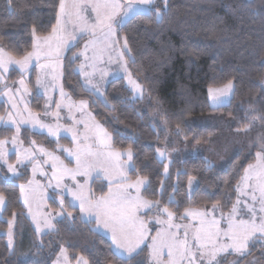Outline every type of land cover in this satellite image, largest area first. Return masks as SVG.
<instances>
[{"label": "trees", "instance_id": "trees-1", "mask_svg": "<svg viewBox=\"0 0 264 264\" xmlns=\"http://www.w3.org/2000/svg\"><path fill=\"white\" fill-rule=\"evenodd\" d=\"M12 4L16 11L8 8L7 0H0V45L21 58L32 51L33 26L35 36L52 33L59 0H12ZM129 19L126 26L118 27V33L127 38L131 48L127 59L129 69L145 84L149 100L135 98L123 77L109 81L104 99L85 89L76 69L79 57L73 58L82 47L83 37L65 56L64 88L74 98L89 101L95 118L111 133L115 149H132L133 168L129 178L147 177L143 197L159 201L177 217L185 208H210L217 201L222 211H230L238 198L237 185L246 167L254 161L253 152L248 157L237 153L222 167L209 165L201 155L176 157L169 164V173L165 174L166 162L159 158L157 149L168 143L169 134L174 135L178 143L184 140L210 143L218 128L191 124L195 118H226L231 130L241 131L248 123L246 115L264 114V89L260 87V81L264 80V0H169L162 22H158L155 15H140L131 23ZM35 74L34 71L31 76L33 88ZM21 76L20 71L11 69L7 78L15 80ZM229 80L234 84V97L225 105L211 106L208 89L224 86ZM45 103L44 95L33 93V110L41 112ZM249 105L256 111L248 112ZM154 109L163 119V128L152 125L150 111ZM177 126L181 129L179 133ZM13 134V128L0 127V139ZM22 137L26 145L36 141L57 153L61 151L59 146L73 143L67 136L53 138L28 127L22 129ZM60 155L72 163L62 153ZM15 156L12 154L10 160L14 161ZM189 177L199 182L191 193ZM30 179L29 164L23 165L17 176L10 177L6 169L0 173V193L6 197L7 205L0 218V264H52L63 245L73 263L83 256L88 264H123L126 257H121L111 247L112 240L98 230H91L96 225L82 221L79 209L71 206L67 197L65 206L73 216L63 222L56 220L58 231L38 236L21 200L19 187ZM108 187L109 183L99 177L91 183L96 197L106 195ZM169 197H174L179 205L170 202ZM50 203L53 208L58 206L54 199ZM151 214L152 211L143 212L141 216L154 234L158 228L151 222ZM10 218L15 219L11 251L6 248L8 239L4 233ZM138 251L139 255L129 264H148L150 246L145 244Z\"/></svg>", "mask_w": 264, "mask_h": 264}, {"label": "snow or ice", "instance_id": "snow-or-ice-1", "mask_svg": "<svg viewBox=\"0 0 264 264\" xmlns=\"http://www.w3.org/2000/svg\"><path fill=\"white\" fill-rule=\"evenodd\" d=\"M7 6L16 11L12 0H7ZM168 9L169 0H59V13L56 17V25L52 27V35L35 36L36 29L33 26L32 33L35 37V42L32 44V51H28L22 58L16 59L5 52L3 46H0V79H2L3 72L7 71L8 66L13 63L19 65L22 70H26L33 58L39 61L42 43L49 45V48H51L50 42L56 39L57 43L54 52L49 51L48 53H44V55L45 58L49 59L53 55L58 57L61 50L67 48L69 42L76 39L73 34H69L67 39H64L61 35V33L67 31L69 25L77 29L81 35L87 34L95 37L97 32L101 33L104 37L105 46L109 47L106 43L109 39L112 40V43L117 42L115 40L116 28L114 24L124 27L126 26L124 22L125 18H130L128 22L131 23L132 20L140 15H147L149 17L155 15L157 21L162 22ZM95 42V40L89 41V43ZM125 52L131 55V48L127 43L126 37L124 38L123 50L118 52V57L125 64L124 71L129 77V83L133 85L138 96L142 95V86L132 79V74L126 66L127 62L123 60ZM79 55V53H74L73 58H78ZM132 61L135 63V57H132ZM43 67L44 65H41V68ZM57 67H59L58 63ZM37 83H39V80ZM20 84L23 85L24 81L21 80ZM88 84L91 85L90 80ZM260 87L264 89V80L260 81ZM5 88L7 89L6 84ZM208 91L216 104H221L226 98L230 96L234 97L235 95L232 80H229L221 88L210 87ZM0 94L8 95L9 100L12 99L11 89ZM60 95H64L62 87ZM12 106L16 107L15 104ZM107 106L112 107V105ZM55 107L57 111L52 115L59 119V110L62 104L56 103ZM72 107L73 105L68 106L69 113H71ZM84 107H86V103L81 101L78 110L82 111ZM247 111L255 112L256 110L252 105H249ZM45 115L49 114L46 112ZM29 116L32 118L24 121L25 123L31 124L33 128L47 129L48 134L53 137L58 136L60 125H56L54 128L52 125L42 123L38 118V114L34 115L29 112ZM245 119L248 120V123L242 129L245 132L251 131L253 124L257 121L264 127V114L246 115ZM0 121L14 125L17 134H19L20 123L11 114H9L7 121H3L2 117H0ZM86 130L91 132V137L85 135L83 139L88 140L91 138L93 144H86L81 147L75 129H66V131L72 133V139L77 140L75 151L65 149L68 155L75 160L76 167L74 169L67 167L60 160V157L54 153L48 152L44 148H40L39 151L48 157L45 163L51 162V167L54 169L52 176L56 179V184L53 198L55 199V191L63 189L72 197L70 205L79 209L80 219L85 223L97 226L91 230L95 231L99 228L108 229L111 233V247L121 257L126 255L123 264H129L135 256L139 255L138 250H140V246L145 240H151V264H237L235 260L227 261V255L251 256L250 246H255L257 243H259L262 255H264V163L249 165L248 169L245 170V175L241 177V184L237 185V191L248 190L247 195L251 196V200L254 203L250 204L247 200L241 201L238 197L229 211L227 226L221 228L220 220L216 218L217 210L220 208L219 201L213 203L210 208L203 210L185 208L183 214L177 217L176 213L170 211L168 207H161L159 201H149L140 197L141 186L147 183V177H139L134 182L117 183L115 178L110 175L113 171L119 176L120 181L129 180L120 167V157L124 153L111 151L109 143L111 134L98 123L94 124L91 128H88L86 125ZM180 131L181 129L177 126V133ZM17 142V137L14 136L12 143L16 144ZM257 142L262 152L256 155L261 161H264V135L259 136ZM7 143V141L0 140V162L6 164L13 175H16L15 166L8 164L6 160L7 153L4 151V146ZM32 143L34 144L35 142L33 141ZM157 151L159 152V149ZM159 154L161 156L165 155L163 152H159ZM36 155V152L24 149L23 154L17 153V163L22 165L26 160L34 162L32 170L35 173L39 167ZM126 155L128 160L131 161L133 156L131 148L127 150ZM93 173L97 177L104 175L109 178L110 182L106 195L96 197L91 192V189L85 191L86 184H80L78 181L76 182L75 191L61 183L64 176H69L73 181H76L77 175L91 177ZM5 179L7 180L8 178L5 177ZM187 183L190 192L194 191V183L197 188L199 185L195 177H189ZM19 187L21 192H23L24 185H20ZM129 189H134L137 195L133 196ZM169 201L179 205V202L175 201L174 197H169ZM57 202L63 207V196L59 197ZM24 203L28 204L26 198ZM256 203L259 204V209L256 208ZM6 207V197L3 193H0V212L4 211ZM153 210L160 215L167 216V219H161L160 215L152 217V220L157 224L164 225L163 229L156 231L155 236L150 235L151 230L147 226L148 222L141 218L142 211L144 214H147V212ZM257 211L260 213L259 219H257ZM242 212L249 217L247 220L236 218ZM28 214L32 216L33 220H36V216L32 213L30 206L28 207ZM56 215L61 218V222L69 220L72 217L71 212H59ZM220 216L223 219L222 212ZM189 218L195 221V223H173L174 219L184 220ZM13 223L14 220L8 221L9 229L7 234L9 239L6 248L10 251L13 244ZM44 224L46 228L58 231L55 225L51 223V219H46ZM36 230H40L39 222H37ZM165 249L167 250V259L164 258ZM64 251V249H61L62 253ZM78 264H88V261L81 256L78 258ZM248 264H264V262L259 258H253L248 261Z\"/></svg>", "mask_w": 264, "mask_h": 264}, {"label": "rangeland", "instance_id": "rangeland-1", "mask_svg": "<svg viewBox=\"0 0 264 264\" xmlns=\"http://www.w3.org/2000/svg\"><path fill=\"white\" fill-rule=\"evenodd\" d=\"M128 19L129 18H125L124 22H126ZM90 22H91V19H90ZM114 27L116 28L115 40L117 42L112 43V40L109 39L106 42L109 45V47H106L104 37L101 33L97 32L95 37L91 35H87V34L81 35L77 29H74L71 25H69V27L67 28V31L64 33H61V35L64 37V39H67L69 34H73L75 35L76 39L70 41L68 47L62 49L58 57L53 55L49 59V58H45V55H44V53H48L49 51L54 52L56 43H57L56 39H53L50 42L51 48H49V45L42 43L41 44V58L39 59V61L33 58L32 62L28 65L26 70H22L19 65H16L13 63L8 66L7 71L3 72L2 79H0V93H5L7 92L8 89H11V96H12V99L9 100L8 95L0 94V117L3 118V121H7L9 114H11L12 117L17 122L20 123V132L19 134H17L16 128L14 125L6 124L0 121V127H11L14 129V134L11 137L0 139V140L8 142L4 146V151L7 153L6 160L8 164H12L13 166H15L17 174L13 175V173L8 169L7 165L3 164L2 162H0V173L2 172V169H6L10 177L17 176L20 173V168L25 164H29V167L31 170V179L29 180L28 183L22 184L24 185V191L21 192V200L23 203L25 201V198L28 201V204L26 205L24 203V205L27 209V215L29 219L31 220L32 225L38 236H41L48 232L55 231V230H50L46 228L44 221L46 219H51V223L55 225V228H56L55 221L58 219H61L56 214L59 212H69L65 206L66 197L68 198L69 201H72L71 195L66 193L63 189L55 191V199L53 198L55 184H56V179L52 176V172L54 171V169L51 167V162L45 163V161L48 160V157L40 153L39 149L44 148L46 151L54 153L56 156L60 157V160L63 161V163L67 165V167L74 169L76 167L75 160L74 158L68 155L65 149H72L73 151H75L77 148V140H73L72 133L69 131H66V129L68 128L75 129V131L77 132L78 142L80 143L81 147H83L86 144H93V140L91 138L88 140L83 139L85 135H89L91 137V132L86 130V125L88 126V128H91L94 124L98 123L104 129H106L95 118L93 111L90 109L89 101L87 99H76L72 95H70L68 91L64 88L63 66H64V59H65V56L69 48L76 45L77 41L81 37H83L82 47L80 51L78 52L80 55H79V62L76 65V69L81 74V79L83 81V85L85 89L93 92L98 97L104 99L105 90H106V87L109 81L114 78L123 77L127 85L129 86V88L133 92V96L135 98L149 100V94H148L145 84L141 81L139 77L135 76L129 69L128 60H127L129 54L125 52L123 60L127 62L126 66L128 68V71L132 74V79L137 81L142 86L143 94L138 96L134 90L133 85L129 83V77L124 71L125 64L118 57V52L123 50L124 38L119 36V33H118L119 25L114 24ZM50 35H52V33L46 36H50ZM93 40H95L96 42L89 43V41H93ZM5 52L7 51L5 50ZM8 54L11 55L10 53ZM15 58L20 59L18 57H15ZM57 63L59 64V67H57ZM41 65H44V67L41 68ZM11 69H17L18 71L22 73V76L20 78H16L15 80L8 79L7 76H8L9 70ZM34 71L36 74H35V86L33 88L31 86V76ZM21 80L24 81L23 85L20 84ZM38 80H39V83H37ZM89 80L91 81V85L88 84ZM5 84L7 85V89L5 88ZM61 87L64 92L63 96L60 95ZM221 87H212V88H221ZM33 93L44 95V97L46 98V103L41 112H37L33 110L31 107V98H32ZM231 97L232 96L226 98L224 102L221 104H216L212 100V95L209 93L210 104L213 107H217V106H221V105H225L229 103ZM81 101H84L86 103V107H84L82 111L78 110ZM56 103L62 104V107L59 110V119H57L54 115H52L53 113L57 111L55 107ZM13 104H15L16 107H13L12 106ZM25 105H27V107H25ZM69 105H73L71 113H69L68 111ZM29 112H31L34 115L38 114V118L44 124L52 125L54 128L56 125L61 126L58 131V136H55V137L51 135L50 136L53 138L67 136L73 141L71 145L63 144L61 145L63 147L59 146V150H61L60 153H62L66 157V159L71 161L72 162L71 164L68 163L64 158H62L60 153L49 150L43 144H40L36 141H34L35 142L34 144L32 143L33 142L32 141L29 145H26L24 143L23 137H22V129L24 127H28L30 130L35 131V132L48 134L47 129H41L39 127L33 128L31 124L24 122L32 118L29 116ZM46 112L49 115H45ZM150 116L152 120V125L155 128L164 127L163 119L159 115L156 109L150 111ZM77 121H79V123H77ZM191 124L211 125V126L218 128V131L215 137L212 139V141L208 144L194 143L188 140L186 141L184 140L181 143H178L175 140V136L169 134L168 143L162 146L161 148H159V152H163L165 153V155L161 156L158 152L159 158L166 162L165 169H167V171H164L165 174L169 173V164L173 158H176V157L183 158L189 155H201L207 159L209 165L222 167L226 165L228 161L237 153H243L246 157H248L251 155V152H253L254 161H252L249 165H257L259 163H264V161H261L260 158L257 157L256 155L257 153L262 152V149L260 148L257 142L258 137L261 135H264V127L259 126V123L257 125H253L252 130L247 131V132L243 130L241 131L231 130L229 127L230 121L226 118L200 117V118L192 119ZM108 133L110 132L108 131ZM14 136L17 137V140H18L16 144L12 143V138ZM109 143L111 145V151L124 153V155L120 157V167L122 168L126 176L129 178V172L133 168V161L128 160L127 155H126L127 150L115 149L112 145V136L109 140ZM24 149H30L31 151L37 153L36 160L39 161V167L37 168L35 173H33V170H32L34 166V162H29L26 160L24 164L22 165L17 163V153L23 154ZM12 154L16 155L14 161L10 160V157ZM249 165L246 167V169H248ZM110 175L115 178L117 183H128V182L136 181V180H131L130 178L128 181H120L119 176L114 171L111 172ZM244 175H245V171H244L243 176ZM97 178L98 177L96 176L95 173H93L91 177H83V176L77 175L76 181H73L71 177L69 176H64L61 183L63 185H67L69 188L75 191L76 182L78 181L80 184H86L85 191H87L88 189H91L92 181H94ZM99 178L105 179L108 183L110 182L109 178L104 175L99 176ZM239 184H241V181ZM145 185L141 186L139 195L142 199L148 200L142 196V192H143ZM195 186L196 184L194 183L193 189L195 188ZM129 191L132 193L133 196L137 195L134 189H129ZM188 191L189 193L192 192V191L190 192L189 188H188ZM247 192H248L247 189L238 191L239 199L241 201L247 200L248 203L250 204L254 203L251 200V196L247 195ZM61 196H63L64 198L63 207H61L60 204L57 202L59 197ZM51 199H54L56 201L58 205L57 207L55 208L51 207V203H50ZM29 206L32 209V213L35 214L36 220H33L32 216L28 214ZM255 206L257 209H259L258 203H256ZM194 209H198V208H194ZM221 212L223 213V219H221V216H220ZM228 214H229V211L224 212L220 208L217 210L216 218L220 220L221 228H225L227 226ZM156 215H160V214L157 213L155 210H153L150 216V220L152 223L157 225V228H158L157 230L163 229L164 225L157 224L154 220H152V217ZM2 216H3V211L0 212V218ZM259 216H260V213L259 211H257V219H259ZM160 218L167 219V216L160 215ZM236 218L247 220L249 217L242 212L241 215ZM9 220H14V223L12 224V240H13L12 247H13L14 246L15 219L10 218L8 219V221ZM37 222H39V227H40L39 231L36 230ZM173 223L191 224V223H195V221H192L190 218L184 219V220L174 219ZM148 228L150 229L151 227L148 226ZM8 229L4 231V233L7 236V239H9L8 234H7ZM97 230L107 235L111 239V233L108 229L99 228ZM147 243L151 245V240H145V242L140 246V248ZM61 249H64L65 251L62 253ZM250 251H251V256L240 257L237 255L228 254L226 259L227 261L235 260L237 261V264H248V261L253 258H259L262 262H264V255H262V250L259 246V243H257L255 246H250ZM150 253H151V248H150ZM124 257H126V255ZM164 258L167 259L166 249L164 250ZM52 264H78V260L75 263L71 262L69 252L67 248L63 245L60 247V250L57 256L55 257V259L52 261ZM148 264H151L150 257H149Z\"/></svg>", "mask_w": 264, "mask_h": 264}, {"label": "crops", "instance_id": "crops-1", "mask_svg": "<svg viewBox=\"0 0 264 264\" xmlns=\"http://www.w3.org/2000/svg\"><path fill=\"white\" fill-rule=\"evenodd\" d=\"M143 196V195H142ZM143 213V212H142ZM141 218H142V216H141ZM143 219V218H142ZM148 226V225H147ZM150 235L151 236H155L156 235V232L154 233V234H151V232H150ZM148 244V243H147ZM149 245V244H148ZM150 246V245H149Z\"/></svg>", "mask_w": 264, "mask_h": 264}]
</instances>
